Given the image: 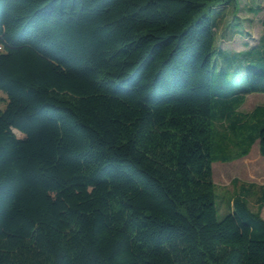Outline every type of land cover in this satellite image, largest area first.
Instances as JSON below:
<instances>
[{
  "label": "trees",
  "instance_id": "trees-1",
  "mask_svg": "<svg viewBox=\"0 0 264 264\" xmlns=\"http://www.w3.org/2000/svg\"><path fill=\"white\" fill-rule=\"evenodd\" d=\"M233 2L0 0V264H264V185L216 202L214 163L264 157V71L215 62Z\"/></svg>",
  "mask_w": 264,
  "mask_h": 264
},
{
  "label": "rangeland",
  "instance_id": "rangeland-1",
  "mask_svg": "<svg viewBox=\"0 0 264 264\" xmlns=\"http://www.w3.org/2000/svg\"><path fill=\"white\" fill-rule=\"evenodd\" d=\"M214 12L217 22L215 62L223 68L235 91H245L250 71H264V58L259 56V42L264 36V0H236ZM260 9V10H259ZM3 97H5L3 95ZM264 104V94L247 96L241 110L249 112ZM4 108V104L0 103ZM218 215L222 219L232 212V200L245 195L249 185V202L253 210H259V186L264 184V157L259 141L252 147L248 157L233 162L213 164ZM264 218V208L261 211Z\"/></svg>",
  "mask_w": 264,
  "mask_h": 264
},
{
  "label": "crops",
  "instance_id": "crops-1",
  "mask_svg": "<svg viewBox=\"0 0 264 264\" xmlns=\"http://www.w3.org/2000/svg\"><path fill=\"white\" fill-rule=\"evenodd\" d=\"M257 106H258V105H257ZM257 106H256V107H257ZM249 155H250V154H249ZM249 155H248V156H249ZM248 156H246V157H248ZM263 185H264V184H263Z\"/></svg>",
  "mask_w": 264,
  "mask_h": 264
}]
</instances>
